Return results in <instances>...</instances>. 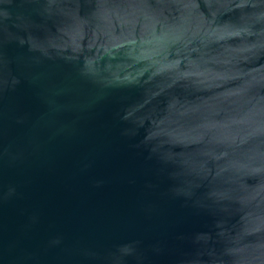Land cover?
Here are the masks:
<instances>
[{
    "label": "water",
    "instance_id": "1",
    "mask_svg": "<svg viewBox=\"0 0 264 264\" xmlns=\"http://www.w3.org/2000/svg\"><path fill=\"white\" fill-rule=\"evenodd\" d=\"M0 264H264V0H0Z\"/></svg>",
    "mask_w": 264,
    "mask_h": 264
}]
</instances>
